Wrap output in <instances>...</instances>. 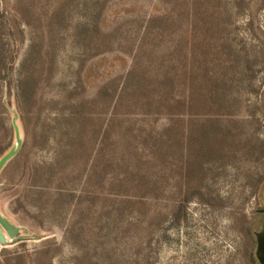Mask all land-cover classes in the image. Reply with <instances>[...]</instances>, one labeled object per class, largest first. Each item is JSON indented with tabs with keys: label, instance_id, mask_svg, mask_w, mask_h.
<instances>
[{
	"label": "rangeland",
	"instance_id": "374dc122",
	"mask_svg": "<svg viewBox=\"0 0 264 264\" xmlns=\"http://www.w3.org/2000/svg\"><path fill=\"white\" fill-rule=\"evenodd\" d=\"M0 264H264V0H0Z\"/></svg>",
	"mask_w": 264,
	"mask_h": 264
},
{
	"label": "water",
	"instance_id": "95a60500",
	"mask_svg": "<svg viewBox=\"0 0 264 264\" xmlns=\"http://www.w3.org/2000/svg\"><path fill=\"white\" fill-rule=\"evenodd\" d=\"M0 225L3 227L5 231H7L10 235H13V230L11 226L6 222V220L0 216Z\"/></svg>",
	"mask_w": 264,
	"mask_h": 264
}]
</instances>
